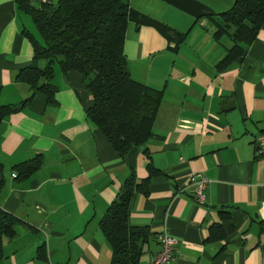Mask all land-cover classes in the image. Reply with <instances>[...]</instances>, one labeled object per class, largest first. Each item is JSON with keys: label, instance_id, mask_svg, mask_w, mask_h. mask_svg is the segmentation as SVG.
<instances>
[{"label": "crops", "instance_id": "obj_1", "mask_svg": "<svg viewBox=\"0 0 264 264\" xmlns=\"http://www.w3.org/2000/svg\"><path fill=\"white\" fill-rule=\"evenodd\" d=\"M234 1H129L128 70L162 102L153 136L121 159L87 118L93 101L77 72L54 66L49 98L18 80L38 34L16 0H0V107L28 100L0 122V264H110L100 221L149 163L159 174L130 205V225L147 231L138 264L164 232L177 241L172 264H264V26L242 62L218 68L232 42L214 38L213 22ZM198 174L203 204L189 188Z\"/></svg>", "mask_w": 264, "mask_h": 264}, {"label": "trees", "instance_id": "obj_2", "mask_svg": "<svg viewBox=\"0 0 264 264\" xmlns=\"http://www.w3.org/2000/svg\"><path fill=\"white\" fill-rule=\"evenodd\" d=\"M130 0H59L54 6L33 7L31 0H16L36 28L32 64L18 75L32 94L49 98L54 66L61 72H77L93 101L87 118L106 138L121 159L153 136V126L162 102V91L133 80L123 53ZM213 36H228L232 46L218 68L240 63L246 48L264 26V0H235L233 6L213 22ZM45 62L43 67L40 63ZM28 100L21 103L24 107ZM20 107H0V122ZM31 167L27 170L29 173ZM148 177L140 184L131 174L100 221V229L111 246L110 264H138L147 231L129 223L133 195L145 189L159 172L150 163ZM0 213V240L7 227Z\"/></svg>", "mask_w": 264, "mask_h": 264}, {"label": "built area", "instance_id": "obj_3", "mask_svg": "<svg viewBox=\"0 0 264 264\" xmlns=\"http://www.w3.org/2000/svg\"><path fill=\"white\" fill-rule=\"evenodd\" d=\"M256 148L259 149V153L264 155V137L258 136L255 139ZM15 176V175H14ZM190 186L194 200L198 204H203L205 201V188L208 184V180L201 174L190 177ZM160 250L150 260L149 264H172L174 253L173 247L177 244V241L169 233L164 232L157 237Z\"/></svg>", "mask_w": 264, "mask_h": 264}, {"label": "rangeland", "instance_id": "obj_4", "mask_svg": "<svg viewBox=\"0 0 264 264\" xmlns=\"http://www.w3.org/2000/svg\"><path fill=\"white\" fill-rule=\"evenodd\" d=\"M45 65V62L40 63V67H43ZM56 66V65H55Z\"/></svg>", "mask_w": 264, "mask_h": 264}]
</instances>
